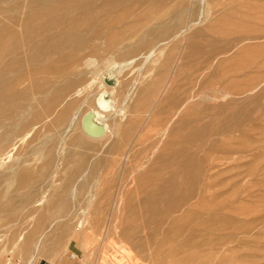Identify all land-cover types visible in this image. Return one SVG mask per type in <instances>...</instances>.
Listing matches in <instances>:
<instances>
[{
    "label": "rangeland",
    "instance_id": "1",
    "mask_svg": "<svg viewBox=\"0 0 264 264\" xmlns=\"http://www.w3.org/2000/svg\"><path fill=\"white\" fill-rule=\"evenodd\" d=\"M124 2L131 54L19 71L30 106L19 127L1 121L14 135L0 142V264H264V0ZM85 114L89 133H112L86 136Z\"/></svg>",
    "mask_w": 264,
    "mask_h": 264
},
{
    "label": "bare ground",
    "instance_id": "2",
    "mask_svg": "<svg viewBox=\"0 0 264 264\" xmlns=\"http://www.w3.org/2000/svg\"><path fill=\"white\" fill-rule=\"evenodd\" d=\"M5 1V0H4ZM63 1V0H62ZM61 0H36V1H32L29 2V4L27 5H23V6H10L9 8H7L8 6H0V129H3L1 135H0V142L1 141H6L8 140L7 138L9 136L14 135L12 130L9 128L6 129L4 126V122L2 123L1 121L5 120H10V122L15 125L17 124V127H19L18 123H17V118L20 115H25L24 113L27 112L29 110V106L28 105V97H26L27 95V91L26 90H20L21 88H15V82L18 80L19 75L21 73H19V71L21 70L24 64V62L29 64H33L34 62L39 61V63L43 62L44 60H49L48 58H58L62 61H74L75 63H77V68H79L81 66L82 62L81 60L83 58H87L89 61H91V59L93 58V60L91 61V63L89 65H87V67H89L90 65H93L95 62V57L99 56L100 54H105V57L107 56L108 58L112 59V58H116V57H123L126 55V53L131 54V50L132 47H134V44L132 41L130 43L125 42V37H121V35H125L126 33H131L130 35L128 34V37H133L136 35V33L138 32L137 26L134 25L133 23H126L123 21L124 19H120L121 16L127 11L128 7L126 6H116V4H118L120 2V0H106V2H104V0H102L103 2H99V6H97V0H80L78 1L79 4L76 6H68L66 5V3H63ZM70 0H68L69 2ZM73 2V0H71ZM125 4L127 3V5H131L128 0H124ZM128 1V2H126ZM135 0H133L134 2ZM138 1V0H137ZM141 1V0H140ZM7 2V1H6ZM9 2V1H8ZM7 2V3H8ZM11 2V1H10ZM56 4H55V3ZM67 2V1H66ZM132 2V3H133ZM27 3V2H26ZM135 3V2H134ZM133 3V4H134ZM137 3V2H136ZM54 5V6H52ZM135 5V4H134ZM27 7L28 8V14H25V12H22L26 15V18H22L23 20L20 19V17H24L23 15H19L20 11L24 8ZM132 7V6H131ZM188 7V6H187ZM186 7V8H187ZM132 10V9H131ZM190 10V9H189ZM181 11V10H180ZM130 12V11H129ZM184 12V10H183ZM182 12V13H183ZM186 12V11H185ZM175 14L177 13V11L174 12ZM188 13V12H187ZM127 14V13H126ZM173 14V13H172ZM174 14V15H175ZM185 14V13H184ZM183 14V15H184ZM29 15V16H28ZM160 15V14H159ZM162 15V14H161ZM164 15V14H163ZM187 15V14H186ZM112 16V17H111ZM167 16V15H166ZM176 16V15H175ZM181 16V15H179ZM185 16V15H184ZM175 18L174 16H169V18ZM182 17V16H181ZM164 18V17H163ZM168 17H166L165 19H167ZM183 18V17H182ZM158 19V17L156 18ZM160 19V17H159ZM162 19V18H161ZM122 20V21H121ZM173 20V19H172ZM158 21V20H157ZM168 21V20H166ZM175 20H173L172 22H174ZM179 21V20H177ZM154 22V21H153ZM170 22V20H169ZM141 23V22H140ZM176 23V21H175ZM151 24V23H149ZM155 24V23H154ZM181 24V23H180ZM152 25V24H151ZM156 25V24H155ZM159 25V24H157ZM182 25V24H181ZM179 25V26H181ZM146 26V25H145ZM150 26V25H148ZM160 26V25H159ZM177 26V25H175ZM18 27V29L16 28ZM137 28V29H136ZM151 28V27H150ZM149 28V29H150ZM155 28V27H154ZM143 29V28H142ZM146 29H148V27H146ZM146 29H144V32H140L142 33V35L144 33H146ZM148 29V30H149ZM158 29V28H157ZM146 30V31H145ZM155 32V29H151V31ZM162 30V28H161ZM176 30V29H175ZM150 31V30H149ZM157 31V30H156ZM159 31V30H158ZM166 32V31H165ZM151 33V32H150ZM138 34V33H137ZM153 34V33H152ZM156 33H154L155 35ZM169 35V32L166 33L164 35L165 38L171 37V35ZM173 34V33H172ZM177 34V33H176ZM175 34V35H176ZM123 35V36H124ZM147 35V36H146ZM151 35V34H149ZM148 34H145L144 37H148ZM167 35V36H166ZM138 36V35H137ZM161 36V34L159 35ZM175 37V36H174ZM151 41V38L148 37ZM153 38V37H152ZM163 38V37H162ZM164 38V39H165ZM250 38V37H248ZM135 39H138L135 38ZM147 39V38H145ZM155 39V38H154ZM158 38L156 37V40ZM241 39V38H240ZM246 39V37H245ZM259 39V38H258ZM153 40V39H152ZM155 40V41H156ZM239 40V39H238ZM237 40V41H238ZM244 40V39H242ZM252 40V39H251ZM106 41V42H105ZM138 41L142 42L143 37H139ZM137 41V42H138ZM147 41L146 42H150ZM154 41V42H155ZM160 41H162V39H160ZM248 41V40H247ZM138 42V43H139ZM140 42V43H141ZM159 42V41H158ZM156 42V43H158ZM144 43V42H142ZM147 44V43H146ZM152 44V42H151ZM149 44V45H151ZM155 43H153L152 45H154ZM141 45V44H140ZM148 45V46H149ZM235 45V44H234ZM144 47V45H142ZM155 47V46H154ZM235 47V46H234ZM150 49V47H149ZM148 49V50H149ZM138 50V49H137ZM135 51V49L133 50V52ZM150 52V51H149ZM144 54V53H143ZM88 55V57H87ZM214 55V54H213ZM116 56V57H115ZM129 57V55H127ZM145 57V55H144ZM147 57V55H146ZM215 57V56H214ZM101 58V57H100ZM139 58V57H138ZM148 58V57H147ZM212 58V57H211ZM123 59V58H122ZM125 59V58H124ZM215 59V58H214ZM212 59V60H214ZM98 60V59H97ZM102 60V59H101ZM108 60V59H107ZM209 59V61H212ZM51 61V60H50ZM84 61V60H83ZM114 61V59H113ZM122 61V60H121ZM208 61V62H209ZM47 62V61H44ZM104 62V61H103ZM206 62V64L208 63ZM40 65L43 66L44 64L42 63ZM210 63V62H209ZM208 63V64H209ZM63 64V63H62ZM98 64V62H97ZM124 64V63H123ZM25 65V64H24ZM52 65V64H51ZM205 65V62L204 64ZM31 66V65H30ZM34 66V65H33ZM57 66V65H54ZM66 66V64H65ZM29 67V66H28ZM36 67V65H35ZM53 66L49 67L47 66H43L42 68H39L41 70H48L50 68H52ZM30 68V67H29ZM37 68H38V64H37ZM70 68V67H69ZM90 68V67H89ZM203 68V67H202ZM25 69L26 68H22ZM31 69V68H30ZM29 69V70H30ZM88 69V68H87ZM32 70V69H31ZM70 69H68L67 71H69ZM74 70V69H73ZM71 70V71H73ZM35 71V70H34ZM62 71V70H60ZM82 71V69H81ZM80 70L78 72H81ZM30 72V71H29ZM43 72V71H42ZM59 72V71H58ZM82 72H85L84 70ZM86 72L88 73V71L86 70ZM37 73V72H35ZM64 73V72H63ZM202 73V72H201ZM46 74V73H45ZM82 77V74L79 73ZM33 75V74H32ZM199 78H200V74ZM52 76H54L52 74ZM57 77H59L60 75H55ZM66 76V75H65ZM74 75H72L73 77ZM25 77V76H24ZM35 77V76H34ZM62 77V75H61ZM84 77V76H83ZM197 77V76H196ZM33 77H31L30 80ZM38 78V77H37ZM68 78V76H67ZM70 78V77H69ZM77 78V77H76ZM191 78V77H190ZM194 78V77H192ZM198 78V77H197ZM198 78V80H199ZM21 80V79H20ZM27 80V79H25ZM29 80V82L31 83V81ZM66 80V78H65ZM68 80V79H67ZM195 81V79H193ZM192 80V81H193ZM23 81V80H22ZM58 81V80H57ZM57 81L55 83H57ZM64 81V80H63ZM189 81V80H188ZM33 82V81H32ZM36 82V81H35ZM59 82V81H58ZM62 83V80L60 81ZM67 82V81H66ZM20 83V82H19ZM28 83V82H27ZM60 83V84H61ZM68 83V82H67ZM82 83V81H81ZM96 83V82H95ZM17 84V83H16ZM53 84V83H52ZM58 84V83H57ZM198 84V83H197ZM45 85V84H44ZM196 85V84H195ZM21 86V85H20ZM26 86V85H25ZM35 86V85H34ZM99 86V85H98ZM101 86V84H100ZM55 87V85H54ZM57 87V86H56ZM94 87V85H93ZM191 87V86H190ZM33 88V87H31ZM52 88V87H51ZM59 88V87H58ZM54 89V88H53ZM64 89V88H63ZM71 89V88H70ZM74 89V88H73ZM196 89V88H195ZM194 89V90H195ZM39 90V89H38ZM48 90V89H47ZM201 90V89H200ZM58 91V90H56ZM112 91V90H111ZM184 91V89H183ZM34 92V91H32ZM35 92H38L37 90ZM50 92V90H49ZM65 92V91H64ZM92 92V91H91ZM94 92V91H93ZM102 92V91H101ZM42 93V92H41ZM55 93V92H54ZM61 93V92H59ZM89 93V92H88ZM121 93V92H120ZM129 93V92H128ZM46 94H50L48 92H46ZM53 94V93H52ZM91 94V93H90ZM88 94V95H90ZM94 94V93H93ZM98 94V93H97ZM101 94V93H100ZM99 94V95H100ZM103 94V93H102ZM122 94V93H121ZM124 94V93H123ZM122 94V95H123ZM189 94H191V92H189ZM202 94V92H201ZM43 95V94H42ZM41 95V96H42ZM55 95V94H53ZM69 95V94H68ZM87 95V96H88ZM106 95V93H105ZM119 95V94H118ZM188 95V93H187ZM192 95V94H191ZM197 95V94H196ZM39 96V95H38ZM63 96L65 97L64 93ZM62 96V97H63ZM121 97V95H119ZM199 96V93H198ZM30 97V96H29ZM46 97V99L49 97ZM44 97H42L44 99ZM61 97V96H60ZM89 97V96H88ZM87 97V98H88ZM94 97V96H93ZM105 97V96H104ZM118 97V98H120ZM191 97V96H190ZM20 98H24L25 100V104L26 106L21 107L19 104L16 103V101ZM34 98V97H33ZM57 98V97H56ZM86 98V99H87ZM102 98L103 97H99L97 98V104H100L102 106L103 109H107L108 108V103H104L102 102ZM122 98V97H121ZM192 98V97H191ZM49 99V98H48ZM47 99V102L50 100ZM55 99V98H54ZM60 99V98H59ZM85 99V100H86ZM123 99V98H122ZM181 99V98H180ZM194 99V98H193ZM192 99V100H193ZM35 100V99H34ZM62 100V98H61ZM61 100L59 102H61ZM64 100V98H63ZM124 100V99H123ZM122 100V101H123ZM188 100H191L190 98H188ZM42 99H41V103H42ZM45 101V100H44ZM43 101V103H44ZM56 101V100H55ZM93 101V100H92ZM178 101V100H177ZM177 101H175L177 103ZM180 101V100H179ZM178 101V102H179ZM24 102V101H23ZM30 102V101H29ZM46 102V101H45ZM46 102V103H47ZM51 102V101H50ZM124 102V101H123ZM173 102V103H175ZM187 102V101H186ZM185 102V103H186ZM22 104V102H20ZM49 103V102H48ZM47 103V105H49ZM184 103V104H185ZM33 104V101L31 103V105ZM55 104V103H54ZM53 104V105H54ZM24 105V104H23ZM28 105V106H27ZM51 105V104H50ZM123 105V104H122ZM83 106V105H81ZM79 106V107H81ZM93 106V104H92ZM175 104L172 106L174 108ZM182 106V105H181ZM49 107V106H48ZM52 107V106H50ZM176 107V106H175ZM25 108V109H24ZM47 108V107H46ZM121 108V107H120ZM184 108V107H183ZM208 108V107H207ZM206 108V109H207ZM35 109V108H33ZM32 109V110H33ZM50 108L46 109L49 110ZM92 109V108H91ZM177 109V107H176ZM179 109V108H178ZM97 110V109H96ZM120 110V109H119ZM175 110V108H174ZM183 110V109H181ZM180 110V111H181ZM203 110V109H202ZM201 110V111H202ZM52 111V110H51ZM50 111V112H51ZM65 111V110H64ZM78 111V110H77ZM167 111V110H166ZM177 111V110H176ZM201 111H199V114L201 113ZM208 111V109H207ZM29 112V111H28ZM31 112V111H30ZM37 112V111H36ZM49 112V111H48ZM88 112V111H87ZM96 112V111H95ZM116 112V111H115ZM165 112V111H164ZM163 112V114H164ZM171 112L172 109H171ZM38 113V112H37ZM92 113V112H91ZM101 113V112H99ZM169 114V112H167ZM178 113V112H177ZM35 114V113H34ZM62 114V113H61ZM94 114L95 118L97 115V113H92ZM110 114V113H108ZM63 115V114H62ZM74 115V114H73ZM35 116V115H34ZM65 116V115H64ZM105 116V115H104ZM169 117V115H166ZM171 116V114H170ZM173 116V114H172ZM171 116V117H172ZM205 116V115H204ZM60 117V116H59ZM58 117V118H59ZM153 117V116H152ZM174 117V116H173ZM203 117V115L201 116ZM201 117H199V119H201ZM26 117H23V120ZM72 118V117H71ZM82 118V117H79ZM87 118H91V117H87ZM94 118V117H93ZM94 118V119H95ZM149 118V117H148ZM147 118V119H148ZM92 119V118H91ZM105 119V118H104ZM107 119V118H106ZM151 118L148 119L145 122L150 123L149 120ZM174 119V118H173ZM190 119V118H187ZM194 119V118H193ZM192 119V120H193ZM198 119V120H199ZM20 120V117H19ZM68 120V119H67ZM70 120V119H69ZM80 120V119H79ZM100 119H98L99 122ZM102 120V119H101ZM145 120V119H144ZM152 120V119H151ZM166 120V117L165 119ZM169 120V119H168ZM197 120V119H194ZM104 121V120H102ZM106 121V120H105ZM104 121V122H105ZM116 121V120H115ZM114 121V122H115ZM119 121V120H118ZM117 121V122H118ZM170 121V120H169ZM168 121V122H169ZM25 122V121H24ZM81 122V120H80ZM102 124V126L100 128H94L92 130L93 134H101L100 136L97 137H93V140H99L102 139L104 137H106L107 135H110L112 132L110 131V128L108 126V124L104 123ZM154 122V121H153ZM9 123V121L7 122ZM20 123V121H19ZM10 124V123H9ZM80 124V123H79ZM113 124V123H112ZM145 124V125H146ZM153 124V123H152ZM150 123V125H152ZM167 124L164 123V125ZM11 125V124H10ZM9 125V126H10ZM88 125V123H87ZM115 124H113L112 126H114ZM144 125V124H143ZM162 125V124H161ZM168 125V124H167ZM119 126V124H118ZM163 126V125H162ZM170 126V125H169ZM8 127V126H7ZM22 127V126H20ZM140 127V126H139ZM147 127V126H146ZM80 130L81 127L79 126ZM114 127H112L113 129ZM164 128H166L164 126ZM170 128V127H169ZM14 129V128H13ZM142 130H144L143 128H141ZM168 129V127H167ZM166 130V129H165ZM15 131V130H14ZM107 132V133H106ZM119 132V130H118ZM91 133V134H92ZM82 134V133H81ZM161 135V134H160ZM159 136V133H158ZM84 137V136H83ZM88 138V137H87ZM90 138V137H89ZM88 138V139H89ZM160 138V137H159ZM11 139V138H9ZM91 139V138H90ZM161 140V138H160ZM152 142V141H151ZM156 142V141H155ZM155 145V143H153ZM3 145V144H2ZM1 146V145H0ZM104 146V145H103ZM189 146V145H188ZM133 146H131L132 148ZM128 148V149H131ZM134 148V147H133ZM102 149V147H101ZM188 149V148H187ZM132 150V149H131ZM151 151V150H150ZM125 152L123 153L124 156ZM130 155V154H128ZM125 158V157H124ZM128 158V157H127ZM130 160V159H129ZM128 160V162H129ZM155 178V177H153ZM156 182V181H155ZM160 183V182H159ZM163 186V185H161ZM160 186V187H161ZM165 186V185H164ZM163 186V187H164ZM153 187V186H152ZM159 185L157 184L156 186V190L158 189ZM155 189V188H153ZM178 189V187H177ZM164 192L166 190H163ZM154 192V190L152 191ZM157 192V191H156ZM70 195V194H69ZM162 196L163 193H162ZM166 198V197H165ZM141 204V202H140ZM140 207V206H139ZM142 208V207H141ZM104 236V235H103ZM110 236V235H109ZM80 238V236H79ZM81 240V238H80ZM119 241V240H118ZM116 243V242H115ZM120 243V242H119ZM107 245H109L110 247H114V249H120L121 247V243H120V247H115V245H112L109 243V241L107 240ZM109 246L108 249H109ZM124 248V247H123ZM122 249H120L117 252H121ZM114 252V251H113ZM116 253V252H115ZM123 254V253H122ZM87 255V254H86ZM120 256V255H119ZM123 256H121V259L123 260ZM149 259V257H148ZM110 262V261H109ZM126 264H134L132 263L129 259L125 260ZM114 264H119L117 261L114 262ZM125 264V263H124Z\"/></svg>",
    "mask_w": 264,
    "mask_h": 264
},
{
    "label": "water",
    "instance_id": "3",
    "mask_svg": "<svg viewBox=\"0 0 264 264\" xmlns=\"http://www.w3.org/2000/svg\"><path fill=\"white\" fill-rule=\"evenodd\" d=\"M86 115H87V114H85V115L82 117V119H81V129H82L83 133H84L86 136H92V137L100 136L102 133L96 135V134H93L91 131H90V133L87 131V129H86L87 127H85V124H86ZM93 122H94V123H97L96 119H93ZM91 133H92V134H91Z\"/></svg>",
    "mask_w": 264,
    "mask_h": 264
}]
</instances>
